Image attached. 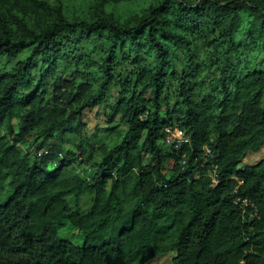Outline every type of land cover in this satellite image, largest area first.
Segmentation results:
<instances>
[{"label":"clouds","instance_id":"clouds-1","mask_svg":"<svg viewBox=\"0 0 264 264\" xmlns=\"http://www.w3.org/2000/svg\"><path fill=\"white\" fill-rule=\"evenodd\" d=\"M68 2L32 0L24 20L27 26L9 27L8 38L44 41L53 51L62 42V52L67 54L62 63L69 65L78 52L89 53L85 63H99L80 73L88 81L82 85L81 96L89 91L101 116L98 123L78 128L74 135L59 133L40 147L31 135L17 137L6 125L0 126V136H6L0 141V212L6 217L0 222V264H221L226 247L233 249L226 264H252L256 256L264 264V243L238 251L237 240L247 236L225 243L211 223L197 226L201 214L193 219L191 196L172 202L166 210L160 206L157 193L167 188L157 185L165 184L169 171L149 153L180 150L192 143L193 129L174 123L171 140L152 144L146 139L136 148L131 108L120 109L112 93L118 97L121 78L138 68L120 61L107 73L104 65L109 52L130 57L145 27H152V35L157 36L159 26L160 31L177 35L169 36L159 57L152 56L146 65L155 69L160 60H166L177 69L178 79L180 74L189 78L185 83L195 89L194 103L205 93L207 100L221 95L234 98L227 116L218 113L216 105H200L203 120L197 126L204 128V139L197 144L201 149L197 160L212 164L196 165L198 185L189 191H206L214 187L211 181H218L223 163L236 161L244 153L264 159V0H208L207 17L202 22L192 18L193 24H201L197 31L189 27L185 12L190 15V9L205 0H137L133 11L123 10L120 0H71V15L65 11ZM13 6L11 0H0L4 12ZM120 41L128 47H121ZM28 54H0V78L6 73L19 80L24 72L21 61ZM17 89L23 94L19 84ZM71 100L67 95L59 104L45 102L38 107L43 129L35 134L47 135L53 128L72 124ZM89 107L86 99L84 110ZM221 120L223 127L218 124ZM20 126L13 117L12 127L18 132ZM13 143L16 147L7 149ZM66 156L72 159H60ZM153 167L159 169L155 174L149 171ZM249 252L254 257L246 261Z\"/></svg>","mask_w":264,"mask_h":264},{"label":"trees","instance_id":"trees-1","mask_svg":"<svg viewBox=\"0 0 264 264\" xmlns=\"http://www.w3.org/2000/svg\"><path fill=\"white\" fill-rule=\"evenodd\" d=\"M11 2L14 6L7 12L0 10V54L10 56L14 52L21 51L29 54L26 56V60L21 61L24 72L19 80L16 79L15 75L9 77L6 73L0 78V126L6 124L9 132H14L11 121L15 117L21 125L19 131L16 132V136L19 137L22 134L32 136L38 129H43V125L39 123V113L36 112V109L46 101L44 100L43 91L33 90L27 93L25 90L32 80L34 70L38 66L39 71L52 70L59 61L64 60L66 54L62 52V42L53 51L44 41L37 43L35 40L8 38L9 27L27 26L24 24V20L29 11L28 5L32 3V0H11ZM209 7L208 0H205L203 5H196L193 9H190V15L185 12L192 31H197L201 27L200 23L193 24L192 18L195 17L202 22L208 15ZM181 11L184 12V9L182 8ZM220 14L223 15L222 12ZM213 23L215 24L216 21L214 20ZM212 30L217 31V28L214 27ZM156 31L158 35L153 36L152 27H145L144 33L137 40L136 51L132 52L134 58L122 55L124 62L136 65L138 70L134 73L131 72L132 76L129 78H121L120 83L122 84L123 94L117 105L122 110L131 108V114L135 120L132 136L138 137L133 141L136 148H141L146 139L151 140L152 144H159L161 140H164V128L169 125L172 126L174 123H182L184 127L193 129L191 144H185L180 150L174 152L153 149L155 154L149 153L152 160L158 161L161 167H167L169 171V174L164 177L165 184L157 185L159 189L167 188L166 191L157 193L160 206L166 210L172 202H184L191 196L195 201L193 219L196 218L198 213L201 214L197 226H207L211 223L213 232L225 243L236 240L241 234L247 236V239L237 240L238 251H244L250 247L258 248L264 243V235H262V226H264V161L253 165H241L242 159L247 154L244 153V156L240 159L222 164L218 173V181L216 180V183H214V180L211 181L214 187H208L206 191H189L190 186L198 185L197 173L199 169L196 165L203 164L207 166L212 164L211 160H197V155L201 151L197 144L204 139V128L197 126V121L203 120V117L200 116V105H216V111L227 116L231 107H234V98L221 95L218 98L214 97L207 100V93H205L198 102L194 103L192 95L195 89L185 83L186 77L181 74L178 90L179 106L174 107V113L169 120H162L160 116L161 99L165 94L166 81L172 67L166 60H160L155 69L143 63H145L146 56L151 53L159 57L164 41L168 40L169 36L177 34L160 31L159 26H156ZM77 43L79 44L80 41H77ZM41 45H43V48H41ZM120 45L121 47H128L124 41H120ZM113 47H116V45L113 44ZM167 51V48H164L165 55ZM85 60V58H82V61ZM117 63L118 57H114L111 52L104 57L107 73H110L113 65ZM78 79L60 80L54 88L52 103L47 102L48 104H59L61 97L67 99V95H71L72 100L70 103L72 108L75 109V114L74 117H69V119H72L73 123L64 124L62 128H53L47 131V135H36V142L41 141L43 143L54 137L55 133L59 131L69 132V129L75 131L82 128L81 119L85 100L87 99V103L92 105L88 109H92L95 102L90 98L89 91H85V94L81 96L82 85L87 84L88 81L83 76ZM109 79H112L111 75H109ZM105 83H108V81L106 80ZM17 84L20 85L23 94H20ZM150 92H153V96L147 98V94ZM224 101L228 103L225 104ZM78 103L80 108L77 109L76 105ZM20 113H23V115L21 116ZM185 116L188 118H183ZM113 118L114 116L111 117L110 121ZM74 123L76 124L74 125ZM218 124L222 127L225 126L222 120L218 121ZM0 141H4L2 136H0ZM13 144L8 145L7 149L15 148ZM40 146L41 144L37 147ZM188 149H191L190 153H188ZM123 152L127 155L128 149L124 148ZM186 155L188 156L187 161L184 159ZM57 167H60V165ZM51 171H55V168ZM149 171L155 174L159 169L153 167ZM28 175H31V173H28ZM39 178L43 179V177ZM243 201H246L247 204H243ZM0 207H2V202H0ZM5 219L3 212H0V222ZM188 223L191 224L192 220L190 219ZM232 252L231 247L224 249V259L221 264H226ZM250 257H254L251 252L247 253L244 258L247 261ZM252 264H260L258 256L254 257Z\"/></svg>","mask_w":264,"mask_h":264},{"label":"rangeland","instance_id":"rangeland-1","mask_svg":"<svg viewBox=\"0 0 264 264\" xmlns=\"http://www.w3.org/2000/svg\"><path fill=\"white\" fill-rule=\"evenodd\" d=\"M120 2L122 3L123 6V10L125 11H133L136 9L137 7V0H120ZM65 11L68 15H71L73 12V7L71 4V0H69L68 3H66L65 5ZM188 23V22H187ZM189 25V23H188ZM216 32V31H213ZM175 34H177L176 32H174ZM213 41H210V43H212ZM66 54V53H65ZM67 55V54H66ZM90 54L87 52H78L77 56H74L72 58V62L71 65L67 64V63H62L63 60L59 61L55 67H53L52 70L47 71V69H45V71H39V66L34 70L33 76H32V80L30 81V84L27 86L25 92L29 93L33 90H37V91H43V95H44V100L48 103H52V99H53V91L55 86L58 84V82L60 80H71L72 78H76L78 79L81 75L80 73L82 71H84L87 67L90 66H95L97 63H99L98 61L95 60H91L88 63H85V61H82V58L86 59V57H88ZM153 55V53H151L150 55H147L145 58L146 60H149ZM77 57L79 59H77ZM131 58H134V54L131 53L130 55ZM122 60V55L118 57V63ZM126 64H130L129 62H125ZM77 64H80L81 67H76ZM145 64V63H143ZM146 65V64H145ZM148 66V65H146ZM68 69V70H66ZM125 71H129L127 68L125 69ZM73 72L76 73V75L73 77ZM131 71H129L128 75L123 76L124 78H129L131 77ZM178 76V71L176 68L172 67L169 77L166 81V90H165V94L161 99V119L162 120H169V118L172 116V114L174 113V107L179 106L180 103V97L178 96V90H179V80L181 77V74L179 75V79L177 78ZM189 79L186 77V80ZM79 80V79H78ZM121 83H118V91L120 93V95L117 97L116 96V92H113L112 95L116 98L115 99V103L117 104L118 101L120 100L122 94H123V89L121 87ZM189 86H191V84H189ZM175 88V91H170V89ZM153 96V92H150L147 94V98H151ZM167 102V103H165ZM101 113L98 109H96V107L94 106L92 109H87L83 111V115H82V128H86L90 123H98V119L100 118ZM17 120V122L19 123L18 119L15 118ZM111 117L109 118V123H111L110 121ZM114 119V118H113ZM13 120V119H12ZM174 122V121H172ZM20 124V123H19ZM76 123H74L75 125ZM6 124H4L3 126H5ZM11 125H12V121H11ZM13 131L16 133V129L13 128ZM59 133H62L64 135H74L75 131H67V132H62L59 131L57 133H55V136H57ZM4 138V140L6 139V136H2ZM33 138V142L37 144V146L39 144H41V146L45 143H41V141H35L36 140V134L32 135ZM12 145V144H10ZM16 147V144H13ZM61 160L63 159H69L71 160L72 158L70 156H66V157H61ZM260 161H264V159H258L257 155L255 153L253 154H249L247 153L245 155V157L242 159L241 161V165H253L256 164ZM81 163H83V161H81ZM59 164L56 165V167ZM170 167V165H169ZM54 169V168H52ZM50 169V170H52ZM104 172H101V176H103ZM68 227L71 228L73 227L70 223L68 224Z\"/></svg>","mask_w":264,"mask_h":264},{"label":"built area","instance_id":"built-area-1","mask_svg":"<svg viewBox=\"0 0 264 264\" xmlns=\"http://www.w3.org/2000/svg\"><path fill=\"white\" fill-rule=\"evenodd\" d=\"M165 129H168L169 132L166 133L165 131H163V132H164V139H169V140H171L172 137H173V133L171 132V125L166 126V127L164 128V130H165ZM177 131H178V130H177ZM183 145H185V144H183ZM183 145H182V146H183ZM182 146H181V147H182ZM214 183H216V180H214ZM242 203H243V204H247L246 201H243Z\"/></svg>","mask_w":264,"mask_h":264}]
</instances>
